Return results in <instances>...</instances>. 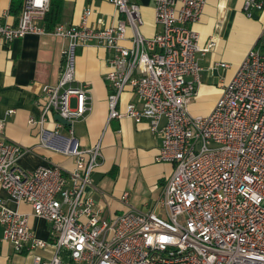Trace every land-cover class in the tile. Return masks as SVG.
I'll return each instance as SVG.
<instances>
[{
	"label": "built area",
	"instance_id": "obj_1",
	"mask_svg": "<svg viewBox=\"0 0 264 264\" xmlns=\"http://www.w3.org/2000/svg\"><path fill=\"white\" fill-rule=\"evenodd\" d=\"M108 2L119 18L99 28L89 25L93 9L87 7L79 23H57L47 31L39 22L50 0H23L16 23L0 20V43L27 33L67 39L58 80L42 86L45 102L29 123L38 126L42 145L74 161L68 171L56 164L22 169L18 159L26 149L0 135V186L8 201L29 204L33 216L50 223L49 237L39 238L28 214L2 200V240L17 254H31V264H264V27L212 110L193 115L188 103L199 82L198 54L214 41L200 46L189 25L199 20L206 0H151L154 23L161 28L151 36L141 31L138 3ZM253 8H264V0H243L248 16ZM87 44L111 53L104 76L106 123L122 116L146 119L161 137L155 160L173 165L151 209L134 208L124 192L120 201L126 210L105 216L88 191L101 145L80 147L73 130L91 110L89 85L75 75V51ZM126 87L139 105L129 102L120 111ZM50 113L69 122L68 137L59 135L60 121L52 131L44 128Z\"/></svg>",
	"mask_w": 264,
	"mask_h": 264
},
{
	"label": "crops",
	"instance_id": "obj_2",
	"mask_svg": "<svg viewBox=\"0 0 264 264\" xmlns=\"http://www.w3.org/2000/svg\"><path fill=\"white\" fill-rule=\"evenodd\" d=\"M132 1L140 5L142 33L151 36L159 31L160 26L154 23L151 0ZM10 5L11 0H0V20L14 24L20 10L11 11ZM57 5L56 21L39 22L44 28L47 22L49 25L53 22L77 24L87 7L93 9L88 23L94 28L113 24L119 18L116 8L108 0H59ZM189 27L198 33L200 46L211 39L214 41V46L207 52L198 54L199 82L195 84L196 93L188 103L191 114H207L247 51L257 44L264 27V8H253L248 16L243 10V0H206L199 20ZM66 45V38L51 33H27L7 44L0 43V120L3 122L0 135L26 149L18 159L22 169L32 170L53 164L65 171L74 167L72 156L42 145L38 126L29 123L30 118L39 117L45 102L42 86L58 80ZM110 55V51L95 44H87L75 51V75L89 85L91 110L84 119L73 124L74 136L83 148L100 141L102 157L91 174L93 187L88 191L102 207L105 216L126 210L127 206L120 201L124 192L128 204L134 208L151 209L160 186L173 169L171 163L155 160L161 137L158 132L150 130L146 119L135 122L122 116L106 123L109 84L104 76ZM219 62L228 63V67H222ZM129 102L139 105L133 90L126 87L119 98V110L123 111ZM75 104V99L71 98L70 105ZM56 120L55 114H48L44 128L54 130ZM58 133L61 137H68V124L63 123ZM2 200L9 207L28 214L35 236L49 237L50 223L33 216L29 204L8 201L7 192L0 186V202ZM37 252L40 251H34ZM31 257V254H17L9 242L2 240L0 225V264H31Z\"/></svg>",
	"mask_w": 264,
	"mask_h": 264
},
{
	"label": "trees",
	"instance_id": "obj_3",
	"mask_svg": "<svg viewBox=\"0 0 264 264\" xmlns=\"http://www.w3.org/2000/svg\"><path fill=\"white\" fill-rule=\"evenodd\" d=\"M59 0H50L48 11L45 13L43 21H56V16L58 14V5L57 2ZM23 0H11L10 10L11 11H17L22 9ZM56 25V23H52V25H49L47 22L46 30H52L53 27ZM261 48H264V45L261 46Z\"/></svg>",
	"mask_w": 264,
	"mask_h": 264
},
{
	"label": "water",
	"instance_id": "obj_4",
	"mask_svg": "<svg viewBox=\"0 0 264 264\" xmlns=\"http://www.w3.org/2000/svg\"><path fill=\"white\" fill-rule=\"evenodd\" d=\"M55 118L60 121L61 123H64V124H68L69 122H67L66 120L62 119L60 116L58 115H55Z\"/></svg>",
	"mask_w": 264,
	"mask_h": 264
},
{
	"label": "rangeland",
	"instance_id": "obj_5",
	"mask_svg": "<svg viewBox=\"0 0 264 264\" xmlns=\"http://www.w3.org/2000/svg\"><path fill=\"white\" fill-rule=\"evenodd\" d=\"M260 52L264 54V48H260Z\"/></svg>",
	"mask_w": 264,
	"mask_h": 264
}]
</instances>
